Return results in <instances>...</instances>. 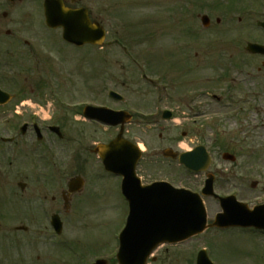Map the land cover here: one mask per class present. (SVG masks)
I'll return each mask as SVG.
<instances>
[{
  "label": "rangeland",
  "instance_id": "rangeland-1",
  "mask_svg": "<svg viewBox=\"0 0 264 264\" xmlns=\"http://www.w3.org/2000/svg\"><path fill=\"white\" fill-rule=\"evenodd\" d=\"M229 2L112 0L108 8L112 12L107 18L104 11L106 0H98L93 7L97 14L102 13L106 17L104 26L109 32L108 40L118 38L123 42L122 46L126 45L128 49L104 45L93 50L91 62L94 68L97 67L94 88L100 102H107L108 90L129 93L133 99L147 102L154 93L147 90L149 87L126 60L135 56L146 62L149 76L158 85L161 84L159 87L165 86L169 90L184 88L193 96L208 93V96L197 99L200 110L196 109L194 102L187 109L184 106L187 103L182 102L185 99L180 93L173 96V104L168 105L178 106L181 118L173 123L176 133L167 137L168 142L161 143L156 139L159 133L157 127H152V132H148V127L136 130L147 149L143 167L147 172H170L169 162H164L162 157L155 159L149 149L167 146L172 138L177 141V145H173L180 150L202 144L212 155L209 172L218 176L216 189L219 193L232 191L234 194L233 190L238 188L241 199L254 201V197H257L264 200V58L250 55L245 50L247 43L264 44V34L256 25L257 21L264 19V11L261 10L264 0H242V8L230 15L222 9ZM201 4L214 7L209 13L206 12L211 19L209 28L202 26ZM237 4L239 7V2ZM251 6L258 11L247 12ZM217 19L221 20L220 24L216 23ZM84 54H88L87 50L81 53V62L85 64ZM90 58L91 55L87 56V59ZM84 64L81 65L82 79L73 81V95L88 94L90 89L88 75L91 65ZM159 73L161 77L156 75ZM212 95L220 97L222 103L213 100ZM187 118L193 123L185 127ZM169 125L172 126V123ZM81 131V138L88 142H104L108 137L101 130L92 132L84 126ZM184 132L186 138L182 136ZM226 152L234 155L236 161L223 160L222 155ZM175 166L173 163V172H177ZM227 179L235 181L229 183ZM189 181L192 189L200 190L204 186L205 176H194ZM254 182L258 185L253 188ZM104 183L99 181L101 187L104 185V193L96 192L92 203L83 206V217L77 226L70 225L71 228L68 225L69 234L73 236L77 232L78 239L77 246H70L73 250L79 247L87 257L103 255L116 246V238L127 215L119 181L114 179L109 186L108 182ZM206 203L212 220L219 206L212 199H207ZM44 243V254L50 257L49 262L55 260L62 264H73L68 247L60 245L54 248L51 241ZM205 246L209 247L220 264H264V237L255 231L240 229L221 232L209 230L177 250L171 249L167 254L164 253L165 249L159 251L154 264H191L195 250ZM189 249L192 250L190 263L182 257ZM39 250L31 255L39 256Z\"/></svg>",
  "mask_w": 264,
  "mask_h": 264
},
{
  "label": "flooded vegetation",
  "instance_id": "flooded-vegetation-1",
  "mask_svg": "<svg viewBox=\"0 0 264 264\" xmlns=\"http://www.w3.org/2000/svg\"><path fill=\"white\" fill-rule=\"evenodd\" d=\"M48 1L0 0V89L10 96L5 105H2L3 98L0 97V264H62L55 260L49 262L50 257L44 254V242L61 240L67 241L64 245H76L77 232L70 235V227L77 226L82 220V208L92 203L95 193H104V185L101 187L99 181L108 182L109 186L116 179L120 187L122 184L123 176L104 169L96 153L97 146L108 145L121 136L135 146H143L146 153L145 143L137 136L136 130L148 127V132H152L151 128L157 127L156 139L161 143L168 142L167 137L176 133L173 129V123L177 122L175 119L181 118L179 107L168 105L173 104V96L180 93L187 109L193 102L196 109H201L200 102H197L199 96L162 88L159 87L161 84L148 80L146 75H150V71L146 62L137 57L126 60L139 77L142 75L147 81L143 83L149 87L150 93H154L153 97L141 103L129 93L117 91L119 96L115 97L110 95L113 91H109L107 102L98 101L94 88L97 67L94 68L91 62L93 50L97 47L86 45L76 48L63 39L62 27L48 26L45 15ZM57 1L72 10H85L93 24L104 26L106 17L109 18L112 12L108 9L112 0H106V17L102 13L97 14L93 7L98 0ZM241 5L242 0H239V9ZM212 9L209 6L206 11ZM261 10L264 11V4ZM246 11L252 13L258 9L251 6ZM227 13L234 14L235 9ZM218 23L221 22L218 20ZM114 43L119 42L105 41L104 44L110 48ZM86 50L88 54H84V64L81 53ZM90 55L91 58L87 59ZM87 63L91 65L88 94L73 95V81L82 79L81 65ZM156 75L161 77L160 73ZM87 107H103L122 113L116 118L119 124L104 125L90 118ZM164 111L171 112L170 121L164 120ZM182 119L185 118L182 116ZM165 123H172V126ZM83 126L92 132L101 130L108 137L99 143L85 141L81 138ZM184 133L182 136L186 138ZM173 143L177 145L172 138L167 146L149 149L155 159L162 157L164 162H169L170 172H147L142 157L135 172L141 185L164 181L178 188H189V180L194 173L181 166L178 159L173 160V151L182 154L190 149L180 150ZM173 163L177 172H173ZM233 181L235 179L226 180L229 183ZM121 195L128 216L131 201L135 204L141 197L139 185L134 184L126 195ZM187 244L160 247L147 264L156 263L159 251L165 249L167 254L171 249L177 250ZM37 250L41 256H32V252ZM116 253L112 249L100 256H108L105 264H119ZM68 255L73 258V264H92L99 256L92 254L87 257L79 247L73 250L72 246ZM190 255L192 250L189 249L182 257L190 263ZM215 260L218 262L217 257ZM191 264H194V253Z\"/></svg>",
  "mask_w": 264,
  "mask_h": 264
},
{
  "label": "water",
  "instance_id": "water-1",
  "mask_svg": "<svg viewBox=\"0 0 264 264\" xmlns=\"http://www.w3.org/2000/svg\"><path fill=\"white\" fill-rule=\"evenodd\" d=\"M64 14V13H62ZM66 21L65 36L68 40L76 43L83 41L95 42L100 38H95L96 33H92L91 30H98L100 37V29L92 27L85 16H81V13H65ZM50 18V22L53 23V18ZM203 23L207 25L208 19L203 18ZM248 51L253 53H263V47H257L249 45ZM119 140L112 143L110 146L101 147L99 153L104 160L106 168L110 171L124 172L122 168L117 166L116 158L120 156L117 153ZM198 157H194L191 154L184 156L189 157L185 160L183 156L181 162L188 168L195 171L205 170L209 163L210 158L205 152ZM193 156V158H192ZM224 159L234 161L235 158L229 154L224 155ZM135 161H132V168L127 172H134ZM122 169V170H121ZM157 185L146 188L147 192L157 191ZM204 195L213 194V178L209 176L206 188L203 191ZM154 201V200H153ZM229 200H223V207L225 208V214L218 216V220L213 226L218 227H230V226H245L256 227L264 229V206L253 211L249 210L244 204L241 209H232L228 204ZM131 227L140 226L141 230L139 238L137 239L138 246L137 252L134 253L133 258L139 259L136 264H144L151 252L159 245L165 242L168 243H180L189 239L192 236L200 234L207 229L206 211L203 206L202 200L198 195L183 193L181 191L173 190V196L171 198L156 199L154 202H146L141 207L132 208L131 214ZM212 226V227H213ZM123 241H125L123 239ZM124 244V243H123ZM127 246L123 248V253L119 256L120 264H129L128 260L132 259L128 257V253L125 251ZM205 256L203 252L201 256ZM128 257V258H127ZM135 264V263H133ZM199 264H210L206 257L200 260Z\"/></svg>",
  "mask_w": 264,
  "mask_h": 264
},
{
  "label": "bare ground",
  "instance_id": "bare-ground-1",
  "mask_svg": "<svg viewBox=\"0 0 264 264\" xmlns=\"http://www.w3.org/2000/svg\"><path fill=\"white\" fill-rule=\"evenodd\" d=\"M189 149V148H188Z\"/></svg>",
  "mask_w": 264,
  "mask_h": 264
}]
</instances>
